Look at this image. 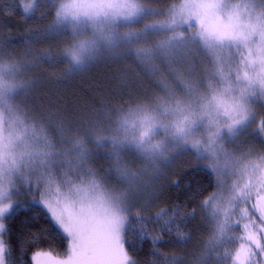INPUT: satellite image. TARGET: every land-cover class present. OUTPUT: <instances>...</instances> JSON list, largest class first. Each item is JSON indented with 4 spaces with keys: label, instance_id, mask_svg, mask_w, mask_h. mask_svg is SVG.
<instances>
[{
    "label": "snow or ice",
    "instance_id": "1",
    "mask_svg": "<svg viewBox=\"0 0 264 264\" xmlns=\"http://www.w3.org/2000/svg\"><path fill=\"white\" fill-rule=\"evenodd\" d=\"M38 6L32 0L22 11L31 16ZM156 16L166 18L134 30ZM46 35L61 47L55 56L42 51L31 65L0 52V264H16L6 237L21 211L32 212L37 224L44 220L41 232L68 240L63 257L38 252L36 264H136L125 243L134 233L146 238L152 223L187 243L191 235L182 233L181 223L194 219L195 209L185 216L178 205L142 214L153 203L155 182L186 154L192 171L206 170L216 185L200 204L211 231L196 264H264V152L225 147L238 149L252 137L264 146V0H182L164 11L142 0H61ZM132 57L153 75L156 61L168 64L173 81L156 84L163 95L130 94L131 103L103 104L75 123L34 107L38 81L22 78L42 63L66 64L63 76L70 78L101 58ZM185 64L187 71L176 70ZM204 64L202 79L194 73ZM198 133L205 135L195 139ZM90 144L96 155L105 150L125 187H106L111 177L89 166ZM129 153L133 160L124 162ZM149 169L152 178L141 186ZM24 194L31 199H20ZM238 227L242 235H229ZM38 239L33 234L28 243ZM237 241L235 249L223 248Z\"/></svg>",
    "mask_w": 264,
    "mask_h": 264
},
{
    "label": "trees",
    "instance_id": "2",
    "mask_svg": "<svg viewBox=\"0 0 264 264\" xmlns=\"http://www.w3.org/2000/svg\"><path fill=\"white\" fill-rule=\"evenodd\" d=\"M18 2L19 0H0V17H3L6 27L11 29L10 31L16 38L8 43L9 49L6 52L15 55L31 51V48L20 46L28 40L25 31L34 28L39 22L46 23L51 18L50 5H52L49 0H37L39 6L36 8V15L24 16L20 6H17ZM142 2L149 5L157 4L164 9L177 0H142ZM41 13H44L42 17ZM58 43L61 44L60 41ZM65 65L60 63L52 66L42 63L31 67L25 75L28 79L38 81L34 91L39 99L34 107L61 113L65 116L66 122L75 123L82 118L91 117L94 115V110H100L103 104L111 107L121 101L131 103L128 101L130 94L138 95L142 91H147L150 94L159 93L155 79L148 78L144 73L139 74L137 81L128 82L123 78L115 80L114 73L117 66L114 64L99 67L87 74L78 73L70 78L63 76L66 71ZM128 103H124L123 107L127 108ZM91 149L96 153L94 148ZM190 157V154H186L180 158L178 167L170 172L163 184L164 188L159 192L154 206L143 215L151 216L161 208L171 209L177 205L181 209L180 216H185L195 209V218L181 223L182 233L191 235V240L184 243L179 239L175 230L169 234L158 224H149L146 238L140 239L139 235L134 233L130 234V238L125 243V249L129 256L136 261V264H172L171 260L163 261L157 256H153L152 253L156 252L167 257H181L185 251L197 250L195 248L198 247L201 238L204 239L209 235L211 229L205 219L206 210L201 209L200 204L209 194L216 191V185L213 177L206 170L192 171L194 161ZM102 158L104 159L100 153L96 156L98 163H91L94 170L98 169L100 173H104L100 168L103 163ZM177 180L180 181L179 186L173 183ZM189 182H191L190 188L186 187ZM201 186L203 190L198 192V188ZM32 215V212L21 211L11 224V233L6 237L11 245L12 256L16 264H20L21 256L23 264H36L33 256L38 252L51 251L54 256L63 257L68 248V240L62 235L50 234L51 230L41 232V226L47 228V224L43 219L37 224L30 219ZM235 230L237 228L233 231ZM33 234L39 236L38 241L28 243L29 237ZM153 241H156L155 247ZM223 248L234 249L233 243L224 245ZM223 248L219 251L222 252ZM224 264H230V262H224Z\"/></svg>",
    "mask_w": 264,
    "mask_h": 264
},
{
    "label": "rangeland",
    "instance_id": "3",
    "mask_svg": "<svg viewBox=\"0 0 264 264\" xmlns=\"http://www.w3.org/2000/svg\"><path fill=\"white\" fill-rule=\"evenodd\" d=\"M31 2H32V0H19L17 6H20V8L22 10L23 5L29 4ZM60 2H61V0H56V4L50 5L51 18H49V20L46 23L42 24L41 22H39V24H37L34 28H29L25 31L26 38L28 40L24 44H21L20 46H23V47L25 46V48H31V51L29 53L15 55V54H11V53L6 52V50L9 49L8 43L11 40H15L16 38H14L13 33L10 31L11 29L6 27L4 20H3V17H0V52H2L4 54L3 59H5V60L15 59L17 61L25 62L28 65H31L33 62V57L38 56L42 51L51 52L53 54V56H55L57 54V52L59 51L61 44L58 43L59 41L52 39L50 37H47L46 28L48 25H50L53 22L55 9ZM181 2H182V0H177V2L170 4L167 8H164V9L160 8L157 4H153V5L152 4L149 5V4H145V3L144 4L147 7H152V8H156V9H159L161 11H164L172 5H179ZM232 2L236 3V2H239V0H232ZM36 12H37V10H35V12L33 14L36 15ZM24 16H26V15L24 14ZM165 18H166L165 16H159V17H152L150 19L143 20L140 22L139 25L136 26V29H134V30H137L138 28L143 27V25L145 23H152V22H156L159 20H163ZM125 30L126 29H124V28L121 29V31H125ZM169 34H171V33H169ZM57 43H58V46H57ZM54 47H55V49H53ZM113 64L115 66H117V70L114 73V79L115 80L123 78V79L128 80V82L132 81V80L137 81V80H139V74L144 73L147 75L148 78L155 79L156 84L160 79H166L170 83L173 81L172 75H170L168 72V64L166 62H162L159 60L156 61L155 72L158 73V75H153V73L151 71H145L143 65L138 66V63L136 62L134 57L128 58V59L101 58L100 60L95 61V62L91 63L90 65H88L84 70L77 72V73H74L73 75L76 76V75H78V73L79 74H87L88 72L96 70L99 67L106 66V65H113ZM175 67H176L177 71H187V69H188L187 64H185L183 66L176 65ZM207 67H209L207 64L202 65L201 68L198 69L197 72L194 74L203 79L204 78L203 68H207ZM65 69H67V65H65ZM26 72H27V69L24 71V74L22 76V78L25 80L28 79L25 75ZM185 78H187V76ZM138 95H140V94H138ZM156 95H163V92H161V90L159 89V93H157ZM257 119L259 120V118H257ZM253 127H255V125H253ZM202 135H205V134L204 133H198L197 136L195 137V139H200ZM159 137L160 136H157L155 139H157V140L161 139ZM249 146H254L255 151H257V152H264V146H262L259 143V138H256V137L246 139L244 141L243 145L238 149L234 148L233 145H231V144L225 145L226 149L228 151H232V152L245 151V150H247V148ZM89 147L93 148V146L91 144L89 145ZM103 151H105V150L101 151L102 156H103ZM96 156H97L96 153H94L93 157H90L89 162H88L89 166L93 170H94V168H93V165L91 163H96V162L98 163V161L96 160ZM181 157L176 159L166 170H164L161 178L159 180H157L155 182V184L153 185V189H155V196L153 197V203H152L151 207L154 206V203L156 201V198H157L159 192L164 188L163 184L165 183L166 179L170 175V172L173 169H175L176 167H178V162L180 161ZM190 158L193 161L192 156ZM132 160H133V155L131 153L125 154L124 162H129ZM101 161L103 163L101 164L100 168L102 169V171H104V173L98 172L99 175L101 177H105V176L111 177V179L108 181L106 187L116 188V189H122L123 187H125L124 185L119 184V182L117 181L116 173L114 170H112V163L113 162L106 159V158H104V159L102 158ZM201 163H206V162H201ZM131 166L135 169L136 167H138V164L132 163ZM95 171H98V169ZM152 175H153V173L151 172V169H149L148 173L140 178L141 186L143 184L149 182L152 178ZM151 191L152 190L150 189L148 193H145V197H147L151 193ZM14 199H16V198L14 197ZM20 199H23L24 201L27 202L31 199V196L28 194H24L20 197ZM147 212H148V210L142 212V214L147 213ZM234 219H235V217H234ZM229 235L238 237V236L242 235V229L238 227L237 230L233 231ZM207 237H205L204 239L201 238V240L199 241L198 247L195 248L197 250L194 249L195 251H192V252L191 251L190 252L185 251L183 253V255L181 256L182 258H181L179 264H196V260L204 248ZM238 244H239V241L233 243V248L235 249L236 247H238Z\"/></svg>",
    "mask_w": 264,
    "mask_h": 264
}]
</instances>
